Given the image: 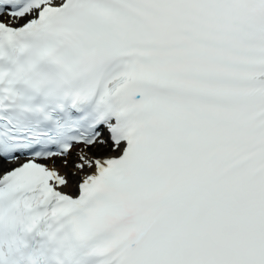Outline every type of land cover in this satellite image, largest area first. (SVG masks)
<instances>
[{"label":"snow or ice","instance_id":"6c2138e0","mask_svg":"<svg viewBox=\"0 0 264 264\" xmlns=\"http://www.w3.org/2000/svg\"><path fill=\"white\" fill-rule=\"evenodd\" d=\"M0 264H264V0H0Z\"/></svg>","mask_w":264,"mask_h":264},{"label":"bare ground","instance_id":"6f19581e","mask_svg":"<svg viewBox=\"0 0 264 264\" xmlns=\"http://www.w3.org/2000/svg\"><path fill=\"white\" fill-rule=\"evenodd\" d=\"M4 18H5L6 20H8V19H9V17H8L7 15H5V16H4Z\"/></svg>","mask_w":264,"mask_h":264}]
</instances>
